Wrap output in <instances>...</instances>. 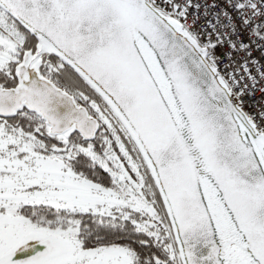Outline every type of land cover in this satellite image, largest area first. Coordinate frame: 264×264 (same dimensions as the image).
I'll list each match as a JSON object with an SVG mask.
<instances>
[{"label":"snow or ice","instance_id":"1","mask_svg":"<svg viewBox=\"0 0 264 264\" xmlns=\"http://www.w3.org/2000/svg\"><path fill=\"white\" fill-rule=\"evenodd\" d=\"M0 264H264V0H0Z\"/></svg>","mask_w":264,"mask_h":264}]
</instances>
